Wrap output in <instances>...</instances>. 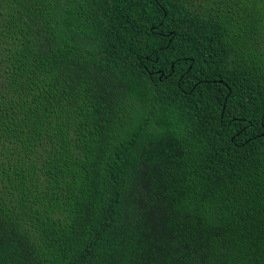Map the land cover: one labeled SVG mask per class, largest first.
<instances>
[{
  "label": "trees",
  "instance_id": "16d2710c",
  "mask_svg": "<svg viewBox=\"0 0 264 264\" xmlns=\"http://www.w3.org/2000/svg\"><path fill=\"white\" fill-rule=\"evenodd\" d=\"M0 264H264V0H0Z\"/></svg>",
  "mask_w": 264,
  "mask_h": 264
},
{
  "label": "bare ground",
  "instance_id": "6f19581e",
  "mask_svg": "<svg viewBox=\"0 0 264 264\" xmlns=\"http://www.w3.org/2000/svg\"><path fill=\"white\" fill-rule=\"evenodd\" d=\"M178 26V25H177Z\"/></svg>",
  "mask_w": 264,
  "mask_h": 264
}]
</instances>
